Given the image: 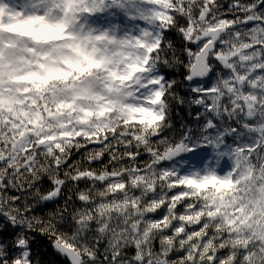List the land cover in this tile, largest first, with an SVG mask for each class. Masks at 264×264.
<instances>
[{"label": "snow or ice", "instance_id": "1", "mask_svg": "<svg viewBox=\"0 0 264 264\" xmlns=\"http://www.w3.org/2000/svg\"><path fill=\"white\" fill-rule=\"evenodd\" d=\"M0 264H264V0H0Z\"/></svg>", "mask_w": 264, "mask_h": 264}, {"label": "trees", "instance_id": "2", "mask_svg": "<svg viewBox=\"0 0 264 264\" xmlns=\"http://www.w3.org/2000/svg\"><path fill=\"white\" fill-rule=\"evenodd\" d=\"M47 187V185H45Z\"/></svg>", "mask_w": 264, "mask_h": 264}]
</instances>
